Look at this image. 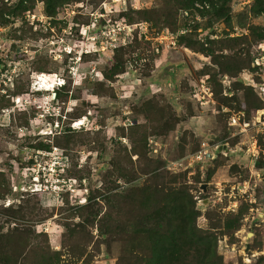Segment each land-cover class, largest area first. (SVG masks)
Wrapping results in <instances>:
<instances>
[{
    "label": "rangeland",
    "instance_id": "obj_1",
    "mask_svg": "<svg viewBox=\"0 0 264 264\" xmlns=\"http://www.w3.org/2000/svg\"><path fill=\"white\" fill-rule=\"evenodd\" d=\"M183 229L264 264V0H0V264H202Z\"/></svg>",
    "mask_w": 264,
    "mask_h": 264
},
{
    "label": "trees",
    "instance_id": "obj_2",
    "mask_svg": "<svg viewBox=\"0 0 264 264\" xmlns=\"http://www.w3.org/2000/svg\"><path fill=\"white\" fill-rule=\"evenodd\" d=\"M230 1V0H229ZM42 75V74H41ZM178 239V241H176ZM180 240V242H179ZM168 248L175 247L178 245H182L183 248L191 247L198 249L200 251V261L202 264H221L217 260L215 249L211 242L205 241V237L203 235L197 237V239H190L187 236L186 229H183V235L180 237L174 236L167 243ZM164 241L156 243L152 249L150 256L145 260L144 264H166L170 261V256L165 254V246ZM259 264V263H256Z\"/></svg>",
    "mask_w": 264,
    "mask_h": 264
},
{
    "label": "built area",
    "instance_id": "obj_3",
    "mask_svg": "<svg viewBox=\"0 0 264 264\" xmlns=\"http://www.w3.org/2000/svg\"><path fill=\"white\" fill-rule=\"evenodd\" d=\"M208 152L207 150H203V152H199V155H197L198 158H201L202 156L206 155Z\"/></svg>",
    "mask_w": 264,
    "mask_h": 264
},
{
    "label": "bare ground",
    "instance_id": "obj_4",
    "mask_svg": "<svg viewBox=\"0 0 264 264\" xmlns=\"http://www.w3.org/2000/svg\"><path fill=\"white\" fill-rule=\"evenodd\" d=\"M39 78L41 79V75L39 76ZM39 78H38V80H40ZM57 83H58V82H57ZM57 83H56V84H57ZM39 87H41V86H39ZM48 91H50V90H48ZM75 123H76V122H75ZM75 123H74V124H75ZM74 124H73V126H74Z\"/></svg>",
    "mask_w": 264,
    "mask_h": 264
}]
</instances>
